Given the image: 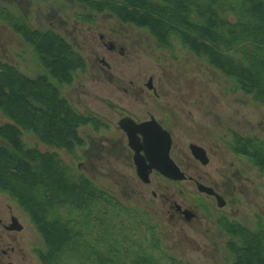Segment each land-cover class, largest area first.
Masks as SVG:
<instances>
[{
  "label": "rangeland",
  "instance_id": "1",
  "mask_svg": "<svg viewBox=\"0 0 264 264\" xmlns=\"http://www.w3.org/2000/svg\"><path fill=\"white\" fill-rule=\"evenodd\" d=\"M68 1L0 0L10 14L16 18L22 15L32 27L37 26L34 17L39 18L41 23L39 26L42 28H46V22L51 20L53 23L51 27L58 30L79 50L85 62L83 61L82 67L75 69L73 63L70 71L71 81L63 83L58 88L60 97L67 100L76 113L96 114L102 122L106 120L113 123L116 120L113 111L129 110L131 113H139V116H144L146 110L153 111L155 116L171 129L175 138L180 139L183 147L187 146L189 141L205 145L207 152L211 154V160L202 169L210 174V178L214 181H225L229 178L226 193L228 204L222 209L212 211L211 214L204 210L207 221L201 229H195L194 225L197 224H193L185 234H179L169 225L166 216L158 215L155 209L148 213L141 207L142 205L139 206L130 199L127 201L124 197L120 199L121 203L118 201L114 209L110 201L100 203L101 205L96 204L95 207L93 205L91 207L94 208L93 213H99L102 217L100 222H96L93 220V214H90V220L95 223L93 228L107 226L110 227L114 238L121 237L119 241L122 248L128 247V252L123 253V258L129 261L138 258V252L142 250L141 255L146 257L150 254L159 264H230L228 259L225 260L228 235L226 230L218 225V220L227 217L252 229L258 226L264 229V176L247 159L233 154L230 149L232 132L256 135L264 140V107L253 101L251 96L236 89L231 79L209 65L204 58L189 51L177 37L169 35V46L164 45L161 48L147 31L133 24L120 22L109 13L95 16L94 21L83 20L81 14L91 11L71 0ZM4 17H0V57L30 77L43 72L44 69L32 48L24 42L20 34L9 27ZM229 19L233 21L234 17L229 14ZM94 30L101 31L104 35L108 34V30L114 31L115 38L128 48L129 57L115 60L117 68L122 70H112L115 76L111 80L113 83L104 75L100 81L95 76L90 51L98 32H92ZM89 31L93 33L95 39L87 36L86 33ZM150 75L154 76V86L159 82H162L163 86L158 90V96L149 99L126 97V94L114 84L116 77L131 79L137 83L146 82ZM126 85L134 87L130 83ZM7 121H9L7 117L0 112V123ZM101 126L102 124L97 129L102 130ZM97 129L92 125L81 126L79 134L83 138L94 139ZM24 142L29 147H36L40 152H55L62 163L71 169L72 174H83L93 180L98 187L112 190L115 187L117 190L113 178L120 179L121 175L134 174L128 166L116 162L111 157L107 162L91 157L90 163L78 166L80 161L82 163L87 160L85 153L92 151L88 150L85 139V143L74 147L72 151L45 144L30 133L24 135ZM224 174L229 177L226 178ZM120 184L122 185L121 182ZM178 187L186 189L183 184ZM121 195L125 196L123 193ZM0 200L13 205L24 221L26 230L21 235L22 250L33 257V264H43L39 258L40 252L45 250L43 239L28 214L17 205L11 195L1 190ZM127 205L137 208L142 215L134 213L139 216L136 217L130 214L128 210L132 208ZM50 213L56 215L61 212L51 210ZM150 215L153 218L150 219ZM141 216H148L150 224L160 223L159 230L163 233V242H158V246L154 247L152 244L154 233L142 227ZM57 227H61V223ZM134 227H138L139 230H135ZM197 230L201 233L198 234ZM85 231L87 232L84 229L81 233L82 240H79L81 248L58 255L57 259L61 261L59 264H91L95 261V257L86 258L88 257L86 252L81 251L83 240L90 238L94 241V237ZM217 244L218 252L214 249ZM102 249L103 247H94L97 253L98 251L101 253ZM82 253L86 257H82ZM127 263L126 260L120 261V264ZM53 264H56V261H53Z\"/></svg>",
  "mask_w": 264,
  "mask_h": 264
},
{
  "label": "trees",
  "instance_id": "2",
  "mask_svg": "<svg viewBox=\"0 0 264 264\" xmlns=\"http://www.w3.org/2000/svg\"><path fill=\"white\" fill-rule=\"evenodd\" d=\"M71 1L91 11L80 13L83 20L94 21L95 16L109 13L147 31L158 47L169 46V35L177 37L189 51L231 79L236 89L264 107V0ZM0 17L32 48L44 69L30 77L0 58V112L9 120L0 123V190L13 197L41 235L45 250L39 254L40 261L59 264L58 255L81 248L79 240L86 229L94 241H82L81 251L88 257L81 256L95 257L91 264H120L121 260L159 264L150 254L141 255L142 250L131 261L123 258L128 247L122 248L121 237L114 238L107 226L93 228L90 214L96 222L102 217L91 207L110 201L114 209L119 199L87 176L72 174L55 152H40L24 142V135L30 133L45 144L72 151L85 143L79 134L81 126L97 129L103 125L97 115L76 113L59 95V86L71 81L73 63L75 69L85 62L79 50L58 30L49 25L32 27L1 3ZM231 141L233 154L247 159L264 176V140L233 131ZM51 210L61 213L52 215ZM218 221L228 235L225 248L230 264H264L262 226L252 229L226 217ZM152 244L158 246L154 234ZM94 247L103 249L97 253Z\"/></svg>",
  "mask_w": 264,
  "mask_h": 264
},
{
  "label": "flooded vegetation",
  "instance_id": "3",
  "mask_svg": "<svg viewBox=\"0 0 264 264\" xmlns=\"http://www.w3.org/2000/svg\"><path fill=\"white\" fill-rule=\"evenodd\" d=\"M45 16L46 14L44 17ZM34 21L39 23L40 20L39 18L36 19L34 17ZM46 23L49 27L53 25L51 20H48ZM38 26L39 25L37 24V27ZM97 31L98 30H94L92 32ZM114 31L108 30L107 32L109 35H104L101 31H98L97 34H95V36H97L95 37L96 40L91 45L90 51L92 52L93 59L92 66L96 73L95 76L99 78V81L102 80V75H104V77L111 82L114 76L112 70H122V68H117L115 60L122 57H129L128 48L126 45H122V41H118L115 38L116 36L113 35ZM92 32L89 31L86 34H88V37L90 36L95 39ZM118 54H120V56H118ZM118 64H120V61ZM153 77V75H150L146 82L137 83H134L131 79L126 80L116 77L114 84L126 94V97H140L142 99L148 97L149 99L152 96H158V90L163 86L162 82H159L158 85L154 86ZM111 83H113V81ZM127 83H130L134 87H127ZM113 113L116 116V120L113 123H110L104 119L105 122H102L103 125L101 126L102 130L97 129L94 139H92V137L83 138L88 145V150L92 151L90 153H85V156L88 157L87 160H84L82 163L80 161L78 166L90 163L89 158L91 157H93L94 160H102L105 162L109 161V157H111L116 162L128 166L134 174L131 176L121 175L120 179L113 178L114 183L117 184V190L115 187L114 190L100 186L101 188L105 189V191L109 192L119 200L124 197L127 201H129V199L135 201L139 206L142 205L141 207L145 208L148 213L151 209H155L154 211H156L158 215L166 216L169 225L179 234H185L186 231L191 229L193 224H197L194 225L195 229H201L207 221L205 215L206 212L204 210H207V212L211 214L212 211L222 209L228 204L226 193L229 188V176L224 174L228 180L214 181L210 178V174L202 169V167L206 166L211 160V154L207 152L203 143L189 141L187 146L184 145L183 147L180 139L175 138L171 129L167 127L162 120L158 119L153 111L146 110L144 116H139V113L135 112L131 113L129 110H126L125 112L113 111ZM152 117L170 135L169 156L174 164L185 173V177L180 180L167 178L153 168L149 172L147 181L140 179L136 173L134 162L135 152L129 145L127 134L119 122L121 123L122 120L130 118L134 122L140 123L150 120ZM108 125H111V127H106ZM142 142V137H140L139 143L142 144ZM192 144L199 145L205 150L206 163H202L199 159H196L193 156L190 147ZM140 153L144 157L143 159L145 162H148L143 149L140 150ZM180 184H183L186 189H183V187L179 188L178 185ZM120 192L125 196H122ZM219 200H223V206H218ZM130 208H132L129 209L130 211H135L133 213L142 215V212L140 213L137 208ZM141 218L143 219L142 227L153 232L158 239H160L158 242L162 243L163 233L159 230L160 223L150 224L148 216H141ZM151 218H153V216L150 215V219ZM25 230L26 226L24 225V221L21 215H19L17 209H15L13 205L3 203L0 200V264L34 263L33 257L27 252H24L20 247L23 240L21 235ZM197 233H201L200 230H197ZM214 249L218 252L219 245L217 244ZM228 258L229 254L226 251L225 260Z\"/></svg>",
  "mask_w": 264,
  "mask_h": 264
},
{
  "label": "water",
  "instance_id": "4",
  "mask_svg": "<svg viewBox=\"0 0 264 264\" xmlns=\"http://www.w3.org/2000/svg\"><path fill=\"white\" fill-rule=\"evenodd\" d=\"M122 128L125 130L129 145L134 150V162L137 175L143 181H147L150 170L156 169L159 173L173 180H180L185 177L169 156L170 135L152 117L140 123L134 122L130 118L122 120ZM142 137V144L139 138ZM191 152L196 159L206 163L205 150L196 144H192ZM143 149L148 162H145L140 150ZM222 199V198H221ZM224 202L218 201V206H223Z\"/></svg>",
  "mask_w": 264,
  "mask_h": 264
}]
</instances>
